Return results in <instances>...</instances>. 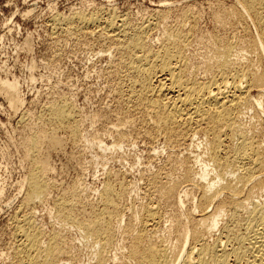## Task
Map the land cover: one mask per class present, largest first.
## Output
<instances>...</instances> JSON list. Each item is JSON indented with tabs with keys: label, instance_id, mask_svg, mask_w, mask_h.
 Masks as SVG:
<instances>
[{
	"label": "rangeland",
	"instance_id": "374dc122",
	"mask_svg": "<svg viewBox=\"0 0 264 264\" xmlns=\"http://www.w3.org/2000/svg\"><path fill=\"white\" fill-rule=\"evenodd\" d=\"M108 9L126 15L130 27L154 17L148 45L157 49L166 40L173 42L192 80L211 78L226 53L229 65L245 67L264 81V55L254 26L235 0H0V84L15 80L20 87V104L0 87V264H21L11 223L21 209L31 214L42 241L55 237L54 261L46 264H134L131 246L165 243L173 257L186 228L212 243L231 209L237 207L240 220L252 201L264 202V170L239 197L221 192V185L233 184L234 177L225 173L226 166L210 163L211 131L200 127L194 136L176 134L144 101L131 106L123 72L129 53L121 43L98 27L70 30L51 19ZM257 96L264 101V95ZM65 99L76 110L74 124L54 129L45 109ZM259 110L243 105L237 128L255 137L264 168V113ZM52 132L59 145L47 143ZM36 135L38 145L44 144L39 148L47 161V184L35 200L29 198L28 182ZM196 154L211 164L207 182L221 178L222 184L208 193L207 182L197 175L204 166L196 163ZM107 180L116 190L121 186L109 203L101 197ZM147 205H156L159 213L155 228H143ZM220 208L224 213L216 228L200 225ZM106 210L112 216L105 232L94 231L102 228V219L83 225L81 219Z\"/></svg>",
	"mask_w": 264,
	"mask_h": 264
},
{
	"label": "bare ground",
	"instance_id": "6f19581e",
	"mask_svg": "<svg viewBox=\"0 0 264 264\" xmlns=\"http://www.w3.org/2000/svg\"><path fill=\"white\" fill-rule=\"evenodd\" d=\"M235 1L240 5L254 26L258 47L264 55V0ZM162 6L166 7L167 5L163 2ZM96 12L97 10L93 14H84V12H82L83 14L81 12L78 14L77 12L73 17L65 19L66 21H63L58 16L55 17L56 15L51 19L56 27L70 30L98 27L109 38L121 43L123 48H126L129 53L127 64L122 69L126 77L125 92L129 97L131 106H136V103L140 100L144 101L146 106L151 108L159 120L163 122L165 129L173 131L176 134L194 136L200 127L211 131L207 148L209 149V161L212 165L226 166L225 173L230 177H234L235 183H225L223 185L220 180L221 178H217V181L211 180L212 182H207L206 180L209 178L208 175L210 173L207 170V166H211V164L207 161L206 163L199 154L194 156L195 161L196 163H203L202 166L204 168H201V173L197 175H200L207 182V193L213 187L222 184L220 188L221 192L227 193L229 196L239 197L245 187L254 181L264 168L259 143L255 137L237 128V117L240 116L239 113L243 105L247 103L264 113V101L261 99V96H257V94L264 95V81L259 82L258 78L245 67L229 65L226 53L219 66L220 69L211 78L206 81H199V79L198 81L192 80L185 73L186 59L181 49L173 42L166 40L157 49H153L148 45L147 40L150 32L156 27L154 26V17L143 20L134 27H130L127 21L128 17L124 14H115L113 11L109 12V9L107 12ZM151 15L154 16L155 14L152 13ZM189 19L191 20V18ZM192 20H195L193 16ZM187 35L189 36V34ZM188 36L185 39H188ZM0 85L4 94L6 93L9 98L17 102L15 104H18L20 101V87L18 83L15 80L2 81ZM253 93H257L256 96ZM13 101L12 104L14 103ZM9 103L11 104V101ZM45 110L49 113L54 129H64L67 125H71L70 123L75 119L76 110L66 99L65 101L60 100L57 105L51 104L47 106ZM53 132L47 134V143L51 146L59 145L61 143L57 139L59 137L55 136L56 132L54 134ZM39 136L36 135L35 141L33 140V170L28 182L29 198H35V200L47 184L43 178L47 167L45 162L47 161H44V155L41 154L43 152L39 148L43 143H40V146L38 145ZM48 144V148H51ZM45 150L44 152H46ZM44 154L46 157V153ZM217 176L214 175V177ZM115 187L110 180L104 183L101 197L106 203L111 202L114 194H117L119 189L121 190V186L117 190ZM163 192L169 193L168 190ZM182 192L186 191L182 190ZM219 194L212 196L210 198L211 202ZM179 198L181 203L182 197ZM257 201L251 202L248 210L240 220L237 219L239 213L237 207L231 209L227 216V221L221 226L219 232L217 230L218 234L212 243H209L203 236H196L192 232H189L186 228L188 232H185L184 241L173 257L168 250V245H164L165 243H162L163 245L161 243H150L144 247L131 246L130 253L134 264H264V202ZM57 204L55 202V205ZM155 206H148L145 210L144 222L142 223L144 229L148 227L153 228L160 221V216ZM71 211L66 212L69 215L72 214ZM223 213L224 210L220 208L219 211L210 216L211 218L208 223L206 218L204 221L201 220L203 222L200 225H207L209 231L216 228ZM111 216V212L106 210L95 213L93 216H87L81 220L83 225L88 227L91 223L97 221H93L94 219H102V228H94L96 234H99L105 232L109 227ZM11 221L14 227L15 251L21 264H46L54 261V258H52V250L54 248L52 240L55 238L53 234L49 241H42L39 233L40 229L34 225L31 214L26 210H17L12 215ZM188 240H190V244L187 246Z\"/></svg>",
	"mask_w": 264,
	"mask_h": 264
}]
</instances>
